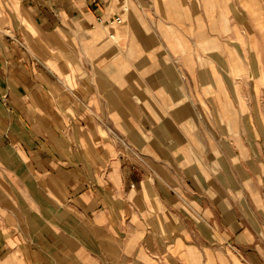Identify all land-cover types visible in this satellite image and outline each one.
<instances>
[{"label":"crops","instance_id":"0c3cea01","mask_svg":"<svg viewBox=\"0 0 264 264\" xmlns=\"http://www.w3.org/2000/svg\"><path fill=\"white\" fill-rule=\"evenodd\" d=\"M242 1L0 0V264H264Z\"/></svg>","mask_w":264,"mask_h":264},{"label":"rangeland","instance_id":"374dc122","mask_svg":"<svg viewBox=\"0 0 264 264\" xmlns=\"http://www.w3.org/2000/svg\"><path fill=\"white\" fill-rule=\"evenodd\" d=\"M234 24L232 58L228 56L223 61L234 68L242 66L241 60L244 62L243 66L249 72V78L245 74L250 84V113L254 115L261 111L264 114V106L254 104L255 99L263 97L264 91L252 89V85H264V0H247V5H235ZM259 124L264 128V119Z\"/></svg>","mask_w":264,"mask_h":264},{"label":"built area","instance_id":"2783aa9c","mask_svg":"<svg viewBox=\"0 0 264 264\" xmlns=\"http://www.w3.org/2000/svg\"><path fill=\"white\" fill-rule=\"evenodd\" d=\"M117 19L119 20V18H117ZM133 154H134V155H137L135 151H133Z\"/></svg>","mask_w":264,"mask_h":264}]
</instances>
